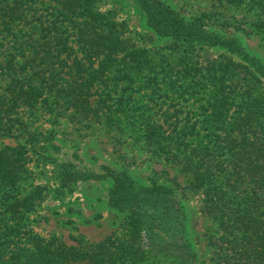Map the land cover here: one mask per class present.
I'll return each mask as SVG.
<instances>
[{
	"label": "trees",
	"instance_id": "1",
	"mask_svg": "<svg viewBox=\"0 0 264 264\" xmlns=\"http://www.w3.org/2000/svg\"><path fill=\"white\" fill-rule=\"evenodd\" d=\"M134 1L149 27L161 36L240 51L201 22L175 13L162 0ZM96 2L0 0V31L7 32L18 50L0 64L10 77L5 94H0V138L13 134L6 118L10 111L22 104L35 105L40 96L45 102L56 99L54 94L48 95L54 90L59 94L54 89L57 74L65 67L66 74L86 71L89 65L85 67L83 60L92 66L99 59L96 72L116 67L114 76L127 87L135 81L148 83L149 61L121 37L109 12L97 11ZM28 21H32L30 25H22ZM19 55L22 61L16 60ZM223 72L194 66L185 80L178 75L162 77L172 82V88H165L170 95H186L188 102H196L186 112L194 117L186 121L175 116L176 111L158 104L140 112L138 128L146 145L181 165L190 176L191 189L203 197L201 211L215 223L208 240L217 264H264V95L254 94L246 83L229 80ZM23 79L27 83L23 84ZM34 79L39 85L32 83ZM105 80L99 79L95 85L101 86ZM176 80L179 83L175 85ZM64 85V94L57 100L96 120L114 105L96 89L98 99L94 100L90 81L74 76ZM124 100L120 95L118 105ZM119 108L117 117L129 120L132 106ZM24 150L23 145L0 148V235L8 224L14 227L11 235L0 236V264H8L3 262L8 253L9 264H193V253L183 237L186 211L178 195L163 186H135L121 172L112 175L109 202L133 216L129 242L110 235L85 247L66 248L62 243L31 236L25 230L26 212L31 198L40 197L42 189L37 187L22 199L10 194L4 197L21 178ZM18 233L29 238L31 248L9 247ZM143 236L146 243L141 248Z\"/></svg>",
	"mask_w": 264,
	"mask_h": 264
},
{
	"label": "rangeland",
	"instance_id": "2",
	"mask_svg": "<svg viewBox=\"0 0 264 264\" xmlns=\"http://www.w3.org/2000/svg\"><path fill=\"white\" fill-rule=\"evenodd\" d=\"M162 1L188 21L201 22L240 51L161 36L149 27L134 0H97V11L109 12L121 37L129 40L149 61L151 78H146L147 84L143 80L135 81L127 87L114 76L116 67L96 72L100 67L99 59H95L92 66L83 60L85 67L89 65L86 71L73 70L72 74H66L68 68L65 67L57 74L54 89L59 94L55 90L51 95L47 93L51 97L54 94L56 99L45 102L40 96L35 105L22 104L6 116L13 134L0 138V148L23 145L25 161L17 186L13 185L4 197L10 194L22 199L33 194L37 187L42 189L40 197L31 198L30 210L26 212L25 230L28 229L31 236L62 243L66 248L85 247L110 235L129 242L134 229L133 216L109 202L114 186L112 175L121 172L135 186H163L173 190L186 211L183 237L193 253V264H217L208 240L215 223L201 211L203 197L191 189L190 176L181 165L170 162L165 154H158L145 144L138 119L142 110L148 111L154 105L157 108L158 104L176 111L175 116L181 119H193L194 116L186 112L196 102H188L186 95H170L165 88H172V82L162 77L172 79L178 75L185 80L194 66L223 70L229 80L239 85L246 83L254 94L264 95V0ZM6 34L0 31V64H5L12 53L18 54L16 44ZM16 60L22 61V56H17ZM74 76L77 80L90 81L91 94L96 89L106 102L114 104L101 119L96 120L91 114L57 100L64 94L66 81ZM99 79L105 80L101 86L95 85ZM25 80L23 84L27 83ZM9 81L8 74L0 69V94H5ZM32 83L39 85L36 79ZM177 83L178 80L175 85ZM165 90L167 96L163 94ZM120 95L125 100L118 105ZM92 98L97 100L98 93ZM123 106H132L129 120L117 117L119 107ZM12 224L3 228L1 235L14 233ZM142 239V244L139 240L141 248L145 246L146 236ZM9 247L24 250L31 248V244L26 235L18 233ZM10 255L4 256L3 262L9 264Z\"/></svg>",
	"mask_w": 264,
	"mask_h": 264
}]
</instances>
